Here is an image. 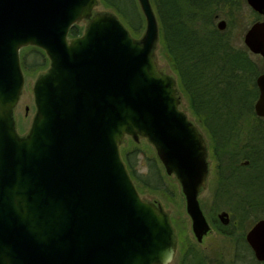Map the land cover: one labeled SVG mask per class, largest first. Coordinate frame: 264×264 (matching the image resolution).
<instances>
[{
  "label": "water",
  "instance_id": "1",
  "mask_svg": "<svg viewBox=\"0 0 264 264\" xmlns=\"http://www.w3.org/2000/svg\"><path fill=\"white\" fill-rule=\"evenodd\" d=\"M262 18L242 43L264 57V0H245ZM133 36L98 0H0V264H167L176 247L169 213L141 196L121 157L124 136L146 138L184 196L197 240L210 229L198 195L209 170L206 140L179 107L172 74L155 60L158 23L150 0ZM85 21L69 37L70 26ZM220 18L216 27L223 30ZM49 59L32 86L35 111L24 134L14 107L24 76L19 49ZM253 110L264 117V71ZM222 222L228 213L220 211ZM264 264V217L245 232Z\"/></svg>",
  "mask_w": 264,
  "mask_h": 264
},
{
  "label": "trees",
  "instance_id": "2",
  "mask_svg": "<svg viewBox=\"0 0 264 264\" xmlns=\"http://www.w3.org/2000/svg\"><path fill=\"white\" fill-rule=\"evenodd\" d=\"M99 2L111 8L133 36L141 35L144 18L137 0ZM150 2L162 51L176 73L194 122L207 137L208 151L214 161L216 185L210 221L228 236L239 230L235 237L236 251L229 264H259L244 241V233L258 218L264 217V117L257 116L253 110L258 92L255 78L264 71V57L248 51L241 33L261 16L251 9L250 19L244 20V0ZM219 14L226 21L223 30L216 27ZM83 28L78 22L73 23L68 36L80 34ZM19 59L23 74L28 75L43 72L49 64L43 49L35 45L21 47ZM146 145L129 136L120 145L121 157L138 192L172 196L174 186L164 182L163 166ZM241 160L245 161L243 166ZM224 202L229 203L232 217L228 224H222L212 213ZM240 247L244 252L237 250ZM179 249L183 264L202 263L194 255L195 258L189 257L182 243Z\"/></svg>",
  "mask_w": 264,
  "mask_h": 264
},
{
  "label": "rangeland",
  "instance_id": "3",
  "mask_svg": "<svg viewBox=\"0 0 264 264\" xmlns=\"http://www.w3.org/2000/svg\"><path fill=\"white\" fill-rule=\"evenodd\" d=\"M242 7H243L242 12L245 17L244 20L250 19L251 8L248 6L245 0H244V3L242 4ZM138 9L140 10L139 5H138ZM94 10L113 12L111 8L100 3L99 0H98V4L94 7ZM220 18H224V17H222V15L220 14L217 15L216 21ZM78 23L84 26L85 22L81 20ZM234 30L235 32H237V30H239V27L236 26ZM244 31L245 30L242 31L241 35L243 34ZM241 39H242V36H241ZM155 60H156L158 67L162 71L172 74L175 77L177 88L179 89L176 73L173 70V67L171 66L170 61L165 57V54L162 51L160 39H158L157 47L155 49ZM37 75L23 74L24 84H23L18 102L13 110V116L15 119V128L19 134H24L27 131L30 125V122H31V118L35 111L32 86H33V82ZM179 92H180L179 93V96H180L179 107L187 113L190 119L195 121L194 117L191 115L189 111L186 97L182 94L180 89H179ZM195 124L197 125L201 133L203 134L206 140L207 146H208V140H207L206 135L204 134L203 130L200 128V126L196 122ZM137 142L143 146L147 144L146 146L147 147L149 146V149H152L154 154H156L154 147L146 138H139ZM207 159L209 163V171H208V175L206 179V184L204 188L200 191L198 195V200H199L200 207L203 211V214L205 215L206 219L210 221V216H211L210 212L213 207L212 206L213 205L212 204L213 192H214L215 185H216V173L214 169V161L210 157L209 151H208ZM240 163L242 164L241 166H243L245 164V161L241 160ZM141 169L143 170L144 166L141 167ZM163 174L165 175L164 182L166 181L169 184V186L170 185L174 186L175 191H173L172 196L165 197L159 193H150L147 191L141 193L140 195L146 199L156 201L163 207L164 210H166L169 213L172 224L174 225L176 233H177V248L175 250L174 257L167 264H178L179 259H180V254H181L180 253L181 251L179 249L180 244L181 243L183 244V249H184L187 243H192V242L196 243V242L191 232L190 219L185 211V201H184V196L180 189V185L173 175L171 174L168 175L165 173V171H163ZM228 204L229 203L226 204V202H224L221 204L220 208L216 207L215 212L214 211L212 212L216 216V218H217V214L222 210H225L228 213L229 220L230 218H232L228 210V206H229ZM238 234H239V230H235L231 236L224 235L223 233L221 234V232L212 225V229L205 237L203 243L194 244L195 249H197V251L200 253L202 258L206 260L205 262L207 264H229L234 254L233 252H234L235 237Z\"/></svg>",
  "mask_w": 264,
  "mask_h": 264
},
{
  "label": "flooded vegetation",
  "instance_id": "4",
  "mask_svg": "<svg viewBox=\"0 0 264 264\" xmlns=\"http://www.w3.org/2000/svg\"><path fill=\"white\" fill-rule=\"evenodd\" d=\"M27 109V108H26ZM217 219L222 223V224H228L229 223V220L227 221V222H222L221 220H220V218L218 217V215H217ZM207 221H208V224H209V226H210V229H209V231H207L203 236H202V238L200 239V240H197L196 238H195V236L193 235V238H194V240H195V242L196 243H199V244H201V243H203V241H204V239H205V237L207 236V234L211 231V229H212V224H211V222L207 219ZM190 228H191V225H190ZM192 232V231H191ZM193 234V233H192ZM222 234V233H221ZM225 235V234H224ZM244 241L247 243V241H246V239H245V233H244ZM196 243H194V242H192V243H187V245H185V251H187L188 252V255H189V257H190V255H191V257H192V255H194V256H196L198 259H201V261H202V263H200V262H196V263H191V264H207L205 261V259L204 258H202V256L200 255V253L197 251V249H195V245L194 244H196ZM248 244V243H247ZM249 246V245H248ZM177 248V247H176ZM237 250L239 251V252H244V248H242V247H240V248H237ZM236 251V249H235V247H234V252ZM233 252V253H234ZM174 255H175V253H174ZM174 255H173V257H174ZM245 257H247V256H245ZM192 258H195V257H192ZM255 258V257H254ZM256 259V258H255ZM181 260L179 259V262H178V264H183L182 262H180ZM188 264H190V263H188ZM245 264H248V262H245Z\"/></svg>",
  "mask_w": 264,
  "mask_h": 264
}]
</instances>
